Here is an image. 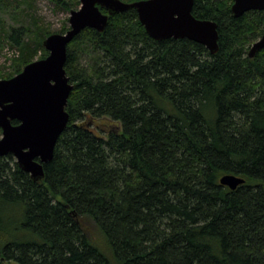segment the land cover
<instances>
[{
	"label": "trees",
	"instance_id": "1",
	"mask_svg": "<svg viewBox=\"0 0 264 264\" xmlns=\"http://www.w3.org/2000/svg\"><path fill=\"white\" fill-rule=\"evenodd\" d=\"M233 3L194 0L193 16L218 25L216 54L153 40L135 9L69 44V123L44 179L0 157V264H264V50L248 57L264 11L236 18ZM52 34L0 19V52L16 51L0 80L45 59ZM226 174L246 182L231 191Z\"/></svg>",
	"mask_w": 264,
	"mask_h": 264
},
{
	"label": "water",
	"instance_id": "2",
	"mask_svg": "<svg viewBox=\"0 0 264 264\" xmlns=\"http://www.w3.org/2000/svg\"><path fill=\"white\" fill-rule=\"evenodd\" d=\"M70 14V29L52 34L43 43L49 55L27 65L8 80H0V157L12 155L19 167L35 181L45 177L44 165L53 159L58 139L69 123L66 110L73 84L65 65L69 44L85 29L103 33L109 17L135 9L147 34L156 41L187 39L219 50L218 25L192 14L194 0H79ZM232 13L240 18L251 11H264V0H233ZM104 8L107 14L101 11ZM264 50V34L248 52L253 59ZM18 122L14 125L13 122ZM245 179L226 174L220 184L235 191Z\"/></svg>",
	"mask_w": 264,
	"mask_h": 264
},
{
	"label": "rangeland",
	"instance_id": "3",
	"mask_svg": "<svg viewBox=\"0 0 264 264\" xmlns=\"http://www.w3.org/2000/svg\"><path fill=\"white\" fill-rule=\"evenodd\" d=\"M9 1L14 5V9L10 7L9 9L0 12V19L4 22L6 29L10 27L18 28L23 25H28L30 23V19L33 18L41 20L45 26L50 27V31L54 32V34L60 31L63 27H68L70 29V13L57 9L49 0H30L29 2H25L21 5H18L15 2H22L23 0ZM122 1L126 2V0ZM2 49V52H0V68L4 72H11L12 58L14 57V53L16 51L8 44ZM89 55H80V62L83 66L90 64L91 57ZM99 134L103 136L102 133ZM1 138L2 133H0V139Z\"/></svg>",
	"mask_w": 264,
	"mask_h": 264
}]
</instances>
